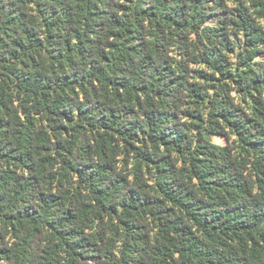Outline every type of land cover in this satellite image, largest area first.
I'll list each match as a JSON object with an SVG mask.
<instances>
[{"label": "trees", "instance_id": "16d2710c", "mask_svg": "<svg viewBox=\"0 0 264 264\" xmlns=\"http://www.w3.org/2000/svg\"><path fill=\"white\" fill-rule=\"evenodd\" d=\"M0 264H264V0H0Z\"/></svg>", "mask_w": 264, "mask_h": 264}, {"label": "rangeland", "instance_id": "374dc122", "mask_svg": "<svg viewBox=\"0 0 264 264\" xmlns=\"http://www.w3.org/2000/svg\"><path fill=\"white\" fill-rule=\"evenodd\" d=\"M214 142L217 144H221V145L225 144V140L223 138H220V137H215Z\"/></svg>", "mask_w": 264, "mask_h": 264}]
</instances>
